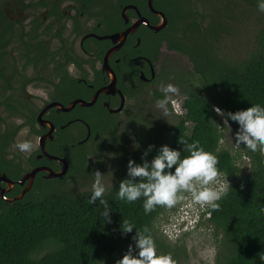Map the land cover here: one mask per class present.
Returning a JSON list of instances; mask_svg holds the SVG:
<instances>
[{
	"label": "flooded vegetation",
	"instance_id": "1",
	"mask_svg": "<svg viewBox=\"0 0 264 264\" xmlns=\"http://www.w3.org/2000/svg\"><path fill=\"white\" fill-rule=\"evenodd\" d=\"M190 9L177 0H0V176L13 181L0 180L3 195L28 183L22 196L34 185L64 188L84 171L90 147L112 151L113 184L119 154L145 149L123 129L141 118V104L161 98L148 88L161 85L167 53L185 54L168 39L185 41L176 14L184 20ZM19 139L32 142L30 153L16 149Z\"/></svg>",
	"mask_w": 264,
	"mask_h": 264
},
{
	"label": "trees",
	"instance_id": "2",
	"mask_svg": "<svg viewBox=\"0 0 264 264\" xmlns=\"http://www.w3.org/2000/svg\"><path fill=\"white\" fill-rule=\"evenodd\" d=\"M177 17L182 16L176 14ZM200 18L201 13L188 10L182 19L183 31L188 33L185 41L177 36L168 39L169 48L190 58L199 82L186 90L181 100L182 113L171 128L167 145L182 149L181 142L198 140L205 150L217 155V168L222 177L226 176L229 188L218 202L219 208L206 209L201 214L216 233V264H264V155L249 153V167L241 170L236 158L242 155H232L230 148L219 144L212 122L220 123L213 106L225 111L243 109L252 103L264 107V26L257 35L256 48L247 57L226 62L214 56L208 39L216 27H203ZM229 124L235 131L236 123ZM142 151L136 149L129 154L124 150L119 154L117 178L104 194L111 211L110 223H103L99 214L103 206L98 201L89 203L90 189L73 192L49 184L35 192L34 185L21 198L9 201L0 196V264H114L131 243L132 233L122 235L119 230L120 221L125 219L135 228L148 226L157 251L179 258L177 251L170 250L175 246L158 236V221L165 217L167 208L156 206L145 214L143 198L131 203L115 198L119 180L126 177L127 160L139 163ZM155 151L156 147L144 159L150 160ZM181 155H187L186 148ZM16 189L17 186L4 196L16 194ZM183 234L187 231L180 237Z\"/></svg>",
	"mask_w": 264,
	"mask_h": 264
},
{
	"label": "clouds",
	"instance_id": "3",
	"mask_svg": "<svg viewBox=\"0 0 264 264\" xmlns=\"http://www.w3.org/2000/svg\"><path fill=\"white\" fill-rule=\"evenodd\" d=\"M257 9L264 12V0H257ZM162 98L154 101L156 108L167 113V102L172 94L177 93L178 88L172 83H161ZM212 110L220 117V123L215 124L218 132V142L224 145L225 138L231 144L232 155L239 153L245 159L248 154L257 153L264 155V107L258 103H252L248 107L235 111H225L217 106ZM229 121L237 125L232 131ZM231 133V135H230ZM182 149L161 144L156 147L151 159H144L155 147L149 143L141 153L139 163L129 158L126 162V177L118 182L115 198L131 203L140 198L145 214L156 206L171 208L177 206V212L182 217L180 222L170 228V232L177 229L170 236L164 231L168 223L164 218L158 221V228L169 240L175 239L184 231L194 229L201 220V214L206 209L219 208V201L227 193L229 184L221 177L217 168L218 158L214 152L207 151L198 140L181 142ZM15 147L20 152L30 153L32 142L28 139L19 140ZM134 148L139 147L138 142L133 143ZM186 148L187 155H181ZM219 151V149H217ZM107 182V190H111V176ZM92 183L88 201L90 204L99 202L102 205L100 216L104 222H111L109 204L104 198L106 183L104 173L99 170L92 171ZM191 201L192 205H188ZM179 202V203H178ZM176 210V206L172 209ZM264 212V209H261ZM162 225V227H161ZM189 225V228H185ZM134 229V231H133ZM121 234L132 233L129 236L131 243L127 245L124 253L114 261V264H176L170 253L158 252L156 243L148 226L135 228L128 220L120 221ZM135 248V253H133Z\"/></svg>",
	"mask_w": 264,
	"mask_h": 264
},
{
	"label": "rangeland",
	"instance_id": "4",
	"mask_svg": "<svg viewBox=\"0 0 264 264\" xmlns=\"http://www.w3.org/2000/svg\"><path fill=\"white\" fill-rule=\"evenodd\" d=\"M178 4L180 7H192L193 10H196L199 14L201 13L202 18L200 20L203 27H216V34H212L208 39L213 45L214 56L218 60L237 62L247 57L256 48L257 35L261 27L264 26V12L258 11L257 3L252 4L246 0H177ZM178 20L183 26L181 18ZM169 82L176 85L178 91L172 94L168 100L167 113L156 108L154 101L157 99V94H155L154 100L150 99L139 107L141 116L139 120L136 118V121L128 120L126 122L128 127L123 129V133L132 147L134 142H138L142 148H145L152 140L153 143L158 145L170 142L171 128L178 115L177 103L184 96L181 89H192L199 82V76L194 72L191 62L185 54L175 51L167 53L162 59V83ZM153 88L156 89L155 93L160 94L162 98L164 93L161 91L160 84L152 88L149 87L148 91ZM224 146L232 150L227 138H225ZM92 148L94 147H90L91 150L85 158L84 171L76 181L72 180L69 182L70 184H65L64 188L73 192L90 189L93 179L92 171L94 170L104 173L106 188L110 179L109 171H111L112 183L115 178V172H112L115 166L112 151L106 147L96 150ZM236 163L243 171L249 167V159H245L243 156L236 158ZM188 205H192L191 201L188 202ZM175 206L176 210L174 211L172 209ZM175 206L170 209L167 208L164 213V218L167 217L166 221L168 222L164 227V231L170 236L177 231L175 229L170 232V228L179 223L182 218L180 213L177 212L178 205ZM185 228H189V225H186ZM158 236L164 243L170 242L175 246L176 249L170 248V250L177 251L179 258L172 257L176 264H216L215 259L218 248L216 233H214L213 226L202 219L194 229L181 237L179 236L181 239L179 238L175 242L169 240L162 232L161 235L158 233ZM183 250L184 254H182ZM133 253H135V248H133Z\"/></svg>",
	"mask_w": 264,
	"mask_h": 264
},
{
	"label": "water",
	"instance_id": "5",
	"mask_svg": "<svg viewBox=\"0 0 264 264\" xmlns=\"http://www.w3.org/2000/svg\"><path fill=\"white\" fill-rule=\"evenodd\" d=\"M162 24H165V17L163 16V14H162ZM156 26H160V23H159L158 25H156ZM88 104H89V102H88ZM37 169H38V168H35V169L31 170L30 172L26 173V174L20 179V182H22V181L24 180L25 176L28 175V174L32 177V175L34 174V171L37 170ZM61 172H62V171H61ZM61 172H54L53 174H60ZM50 174H51V173H50ZM0 180H5V182L7 183V187H6V188L11 187L12 184H13V181L10 180L8 177H6V175H4V174H2V175L0 176ZM28 186H29V183H28V185H26V187L23 188L22 192H20L18 195L14 196L13 198H7V197H5V196L3 195V191H4L3 189L0 190V196H1L3 199H7V200H9V201H11L12 199L20 198V197L22 196L23 192L28 188Z\"/></svg>",
	"mask_w": 264,
	"mask_h": 264
}]
</instances>
